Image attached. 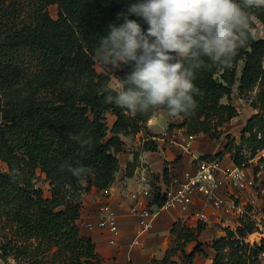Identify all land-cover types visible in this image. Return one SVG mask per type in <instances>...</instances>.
Instances as JSON below:
<instances>
[{"label":"trees","instance_id":"trees-1","mask_svg":"<svg viewBox=\"0 0 264 264\" xmlns=\"http://www.w3.org/2000/svg\"><path fill=\"white\" fill-rule=\"evenodd\" d=\"M20 1L0 0V88L17 82L19 59L27 52L45 80L22 101L0 102V150L9 165L8 172H0V216L12 226L5 251L15 260L101 263L93 239L81 233L80 198L92 187L102 191L113 184L126 145L121 135L143 130L158 110L183 117L179 126L191 136L213 137L238 114L222 102L231 99L236 82L242 94L259 86L254 105L260 113L242 136L251 156H244L235 138L225 151L238 166L248 167L264 150V39L251 32L252 15L264 22V8L255 1L195 0L184 7L179 0H31L25 20L17 9ZM52 4L59 7L57 18L49 13ZM232 36L244 46L228 54L223 43ZM187 45L181 59L178 51ZM97 62L104 71L96 69ZM78 75L87 76L84 87H65ZM112 75L120 91L110 86ZM180 75L183 88L171 83ZM109 113L115 117L111 127ZM39 171L50 183L48 197L36 186ZM163 173L169 177L168 167ZM150 204L162 207L164 199L158 193ZM205 227L173 223L172 246L151 264H192L203 250L198 245L188 253L187 246L198 242ZM225 231L213 244L212 264H264V238L243 242L255 231L252 221L244 217L236 231Z\"/></svg>","mask_w":264,"mask_h":264},{"label":"rangeland","instance_id":"rangeland-1","mask_svg":"<svg viewBox=\"0 0 264 264\" xmlns=\"http://www.w3.org/2000/svg\"><path fill=\"white\" fill-rule=\"evenodd\" d=\"M31 0H21L17 4V9L22 8V16L21 18L23 20L26 19V12L25 10H29V7L31 6ZM255 1L256 4L260 5L261 7L264 8V0H253ZM179 5L180 6H191L195 5V0H179ZM13 9L16 10V7H13ZM49 13L53 18L58 17V12H59V7L57 4H52L48 7ZM244 16L239 13L237 19L241 20L243 19ZM252 25H251V32L253 33L254 37L257 39H264V22H262L259 18H257L254 14L252 15ZM244 43L238 36H232L231 42H225L223 43V49L225 50L226 53H234V51L237 48L243 47ZM190 45H187L183 48H181L178 51V56L183 59L189 50ZM18 61V60H17ZM244 65V61H240L238 64V75H240V72L242 71ZM264 65V62H263ZM18 67L20 70V77L17 79V82L12 85L10 89L0 88V102L1 103H7L8 100L10 99L14 101H22L26 99L28 96L31 95V93L35 90L38 89L39 87H43V83L45 80V75L43 74V70H41L40 64L37 61L36 58L33 57L30 53H25L23 56H21V59H19ZM96 69L101 72L105 70V67L102 66L99 62L95 64ZM183 79L184 81H182ZM88 78L87 76H75L70 81L66 84L65 87L69 89H74L78 90L80 87H84V85L87 83ZM173 85L183 88L185 85V78L184 76H178L174 81L171 82ZM239 82L237 81L236 84L233 86V94L231 99L224 98L223 103H231L236 109L238 114L231 118L228 122L225 124L219 126L218 131L220 133H213V137L211 135H207L204 133H199L197 135L191 136L190 134L187 133L186 127H180L181 123H183L184 119L183 117H180L179 122L177 124H174L173 128L168 127L166 129L171 136H165L168 137L169 139H166L164 141V148H170L171 150L176 148L179 150L180 148L183 153H185L182 158L176 163L174 162L176 158L178 157L180 151H173L174 153H169L168 156L172 157L173 160H166L163 158V164H162V170L157 171L156 174H154V178L152 179V183L155 180V183H158L162 179V175L164 176V169L168 167L170 174L169 176H179L178 174H181L185 170L179 169V164L182 163L183 166L186 164H190L192 167L197 164V159L203 158L205 156H210V157H215V158H221L225 160L227 163L232 164L235 163L232 155L230 153H227L225 151L227 142L230 138H235L237 141V144L241 148L243 154L245 157H250L251 152L248 148V145L245 144L242 140L243 136V130L247 126L248 121L255 115L260 113L258 108L254 105V101L257 97L258 93V87L256 86L255 89L252 91H249L247 93H240L239 91ZM110 86L115 89L120 91L121 90V85L120 82L117 78L116 75H112L111 81H110ZM40 91V90H39ZM38 91V93H39ZM45 91H41L38 95H44ZM152 118V117H151ZM150 118V119H151ZM115 120V117L111 115L110 113L107 114V122L108 125L111 127L113 125V122ZM214 125V124H213ZM145 128L143 130H139L137 132H134L132 130H128L124 134H122V138L124 139L126 145L130 147L129 150H126V152L121 153L118 158L120 161V166L118 169V172L116 173V178L113 184L109 187L110 188V196L108 198H103L101 194V190L97 189L96 187H92V189L87 192L83 193L81 196V201L82 203H100V202H110L111 203V197L112 194L117 195L119 198L122 197V191L117 192L113 189V186L116 182L117 179V184L120 183L128 176L130 173H135V170L137 166L140 164V158L139 160H128L129 155L132 153V151L137 152L136 150H133L134 147H136L133 143L134 141H137V139L143 137V135L148 134V127L144 125ZM214 127V126H213ZM214 131V130H213ZM144 133V134H143ZM143 134V135H142ZM175 135V137H174ZM214 135L218 136V138H214ZM161 136V135H159ZM177 140V141H174ZM178 142V143H177ZM155 141L149 140L145 142L142 146L144 147L145 150H156L155 146ZM173 146H175L173 148ZM126 147V146H125ZM180 147V148H179ZM141 148L139 151H141ZM125 150V149H124ZM125 154V155H124ZM218 154H222L221 156H218ZM3 153L0 150V172L5 173L9 171V165L6 160H4ZM137 156V154L135 155ZM163 157V156H161ZM132 159V158H131ZM126 160L127 166L126 170L120 171L121 169V164L125 163ZM249 172L252 170H256L257 167H259L261 170V182L262 186L261 188H264V150L260 151L254 158L249 160ZM182 166V167H183ZM189 170V169H188ZM187 171V170H186ZM122 173L124 176H122ZM39 179L37 180V187H40L44 190V194L46 197L50 196V183L46 179V175L44 173L38 172ZM165 177V176H164ZM166 180H169V177H165ZM119 181V182H118ZM84 184H86L84 182ZM156 185V184H155ZM114 191V192H113ZM130 199L132 197L130 196ZM129 200V199H128ZM133 200V199H132ZM130 203V200L128 201ZM97 204H95L96 206ZM112 205V203H111ZM113 206V205H112ZM114 207V206H113ZM83 208V207H82ZM134 208V206H133ZM115 209V208H114ZM255 207L252 209L254 213H251L250 216L245 217V219H249L255 224V231L253 233L248 234L244 239V243L253 245L256 243H260L261 240L264 238V199L263 196L259 197V201L257 203L256 211H254ZM116 210V209H115ZM117 211V210H116ZM119 213H126L128 210L126 208H123L120 206L118 208ZM171 215L166 212L160 213L159 217H168V221L171 223H175L178 221H182V216L184 214L182 212L176 211L175 209L171 210ZM229 218V217H228ZM231 221L230 222H212L208 224H202V223H196L195 218H189L186 222L183 221L186 225L196 228L198 225H204L205 230L203 233L199 236L198 242H193L190 243L187 246V252L190 253L195 249L198 245L199 248L203 250V253L197 254L193 263L192 264H212L215 256H216V251L213 249V244L217 239H220L224 236H226V228H230L233 230H237L238 227L241 225V221L237 222L235 216L230 217ZM172 225V224H171ZM11 225L7 221L6 215H1L0 216V258L3 260V263L5 264H28L27 262L23 260H15L13 258V254L9 252L8 250L5 251V246L8 244L9 239L11 238L12 232H11ZM156 227V226H155ZM154 227V229H155ZM165 229L167 230L166 227L168 228V224H165ZM154 233L152 230L148 232L147 234ZM161 233V232H160ZM156 234L160 236V239H156V242L153 241V249H156L155 256L153 259H163L165 256L166 250L169 249L172 246L174 237L171 235L169 231H165V233L161 234ZM132 239H129L127 243H129ZM146 243V242H145ZM145 243L142 244V246H139L140 249L143 246H145ZM130 244V243H129ZM160 257V258H159ZM152 259V260H153ZM174 259H179V256L174 257ZM101 264V263H100Z\"/></svg>","mask_w":264,"mask_h":264},{"label":"built area","instance_id":"built-area-1","mask_svg":"<svg viewBox=\"0 0 264 264\" xmlns=\"http://www.w3.org/2000/svg\"><path fill=\"white\" fill-rule=\"evenodd\" d=\"M191 169L169 176V180L162 175V179L152 183L154 174L145 168L140 177L141 190L132 192V199L143 205L136 210L140 223L130 244L131 248L142 246L143 237L153 227L157 210H176L182 212V221L195 218L196 223L208 224L212 222H230L235 216L237 222L256 211L259 197L263 196L261 188V171L248 167H240L236 163L229 164L221 158H200ZM261 170V169H260ZM156 184V185H155ZM157 189H156V188ZM160 194L164 199L162 207L153 209L151 201ZM103 198L110 196V188L101 191ZM229 217V218H228ZM221 220V221H220ZM97 227L110 234L109 243L118 245L121 234L119 214L110 202H101L98 209ZM0 264L3 260L0 258Z\"/></svg>","mask_w":264,"mask_h":264},{"label":"crops","instance_id":"crops-1","mask_svg":"<svg viewBox=\"0 0 264 264\" xmlns=\"http://www.w3.org/2000/svg\"><path fill=\"white\" fill-rule=\"evenodd\" d=\"M183 76V75H180ZM184 81L183 79H181ZM180 117H173L169 115L165 110H158L152 118L149 120L147 127H148V134L143 135V137L137 139V141H134V145L136 147L133 148V150H136L137 152H133L129 155L128 160H133L135 155L137 154L138 160L140 158V164L137 166L135 173L130 176L126 177L123 182L121 181L120 183L117 184V179L116 182L113 186V189L117 192L122 191V194L119 198L117 195L112 194L111 197V203L114 206V208L117 210V213L119 214V219H120V228H121V234L118 239V245L117 246H112L109 243L110 240V234L102 231L99 229L96 225L98 221V209L100 207V203H83V208H82V215L79 220L80 228H81V233L85 236H89L93 239L94 243L96 244L98 254L100 256V261L101 264H151L153 257L155 256L156 249H153V241L156 242V239H160L161 237L156 235L157 233L159 234L160 232L163 234L165 231L171 230V227L173 223L168 221V217H159L160 213L162 212H167L169 216L171 215V210H157V216L155 217L153 221V227L152 231L154 233L147 234L143 237V243H145V246H143L140 249L136 248H131L130 244L136 234V229L140 223V217L138 215V212L136 213V210H140L143 208V205L130 199V194L135 191H139L142 188V185L140 183V177L142 171L147 168L150 171H152L153 174H156L157 171L162 170V164H163V158L166 160H173L172 157H169V153H174L173 151H180L179 154L182 156L185 154L183 153L182 149L180 148L177 150L174 148V150L170 148H164V141L166 139H169L168 137L165 136H171L169 132L166 130L171 124H177L179 122ZM161 135V136H159ZM175 137V135H174ZM152 140L155 141V146L156 150H145L144 147L142 146L145 144V142ZM170 140V139H169ZM177 141V140H174ZM178 143V142H177ZM125 150H129L130 147L125 145ZM141 148V151L139 149ZM125 155V154H124ZM163 156V157H161ZM179 156V155H178ZM132 158V159H131ZM121 164V170H126L127 162ZM182 163L179 164V169L181 170H188L191 169L192 166L188 163L185 166H183ZM122 176L123 173H122ZM119 182V181H118ZM114 192V191H113ZM130 200V203L128 201ZM95 204H97L95 206ZM123 207L128 210L126 213H119L118 208ZM134 206V208H133ZM150 206L155 210L157 207L155 205ZM165 224H168V228L166 227L167 230L165 229ZM172 224V225H171ZM156 226V227H155ZM155 227V229H154ZM150 232V231H149ZM160 233V234H161ZM132 239L129 243L128 240ZM160 258V257H159Z\"/></svg>","mask_w":264,"mask_h":264},{"label":"bare ground","instance_id":"bare-ground-1","mask_svg":"<svg viewBox=\"0 0 264 264\" xmlns=\"http://www.w3.org/2000/svg\"><path fill=\"white\" fill-rule=\"evenodd\" d=\"M211 264V263H210Z\"/></svg>","mask_w":264,"mask_h":264}]
</instances>
